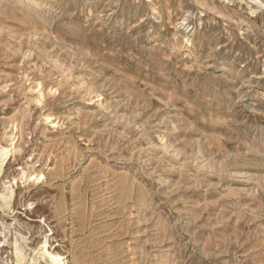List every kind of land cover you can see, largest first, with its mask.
Returning <instances> with one entry per match:
<instances>
[{
    "label": "rangeland",
    "instance_id": "374dc122",
    "mask_svg": "<svg viewBox=\"0 0 264 264\" xmlns=\"http://www.w3.org/2000/svg\"><path fill=\"white\" fill-rule=\"evenodd\" d=\"M0 264H264V0H0Z\"/></svg>",
    "mask_w": 264,
    "mask_h": 264
},
{
    "label": "bare ground",
    "instance_id": "6f19581e",
    "mask_svg": "<svg viewBox=\"0 0 264 264\" xmlns=\"http://www.w3.org/2000/svg\"><path fill=\"white\" fill-rule=\"evenodd\" d=\"M7 149L6 148H0V169H1V165L3 164L6 156H7ZM49 258H50V263L49 264H61V259L59 256H53L51 254H49Z\"/></svg>",
    "mask_w": 264,
    "mask_h": 264
}]
</instances>
